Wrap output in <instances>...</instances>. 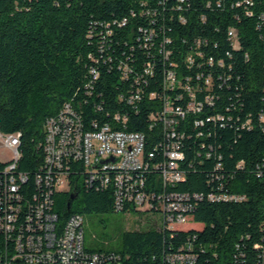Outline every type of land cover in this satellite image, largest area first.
Returning <instances> with one entry per match:
<instances>
[{
  "label": "trees",
  "instance_id": "obj_1",
  "mask_svg": "<svg viewBox=\"0 0 264 264\" xmlns=\"http://www.w3.org/2000/svg\"><path fill=\"white\" fill-rule=\"evenodd\" d=\"M67 106L87 130L145 135L156 155L146 191L192 196L187 221L168 227L135 202L119 208L113 181H92L71 161L69 188L51 195L59 227L74 215L115 212L160 221L126 232L115 248L88 243L85 229L88 256L99 254L98 264H171L180 253L194 264H264V0H0V127L20 135L17 172L28 178L20 224L37 205V178L48 175V122ZM166 106L185 113L177 126L185 180L165 190L155 166L164 161ZM8 164L0 161V198ZM12 242L0 232V252Z\"/></svg>",
  "mask_w": 264,
  "mask_h": 264
},
{
  "label": "built area",
  "instance_id": "obj_2",
  "mask_svg": "<svg viewBox=\"0 0 264 264\" xmlns=\"http://www.w3.org/2000/svg\"><path fill=\"white\" fill-rule=\"evenodd\" d=\"M166 77L171 85L178 82L174 71H168ZM210 83L207 80V84ZM191 95L194 97V94ZM65 111L59 118L48 122L45 145L48 175L37 178V185L42 191L35 197L37 205L34 212L30 211L25 216L24 224H20L24 210L22 187L27 184L28 178L17 172L20 135L4 134L0 127V144L14 152V158L4 171V190L0 198V232L5 234L8 243L13 240V247L9 249L7 246L4 252H0V264H76L83 258H88L90 264L99 263V254L90 257L84 250V218L74 215L66 226L59 227L58 216L52 211L53 188L58 191L69 188L66 169L71 161L81 162L92 181L93 178H100L106 185L113 181L117 187L119 208H123L127 200L135 202L142 211L159 213L168 227L185 223L188 219L186 214L193 209L189 194L146 191L149 162L156 155L147 150L144 134L114 130L110 125L87 130L69 106ZM164 111L165 141L161 144L164 161L155 167L160 173L161 187L166 190L168 186L185 180V172L180 169V162L185 158L184 135H180L177 128L185 113L172 106H166ZM197 111H201L200 106H197ZM202 124L199 122V125ZM109 167H117L115 176H106V168ZM43 183L48 189L42 188ZM194 198L199 200L202 196ZM228 199L236 198L231 196ZM168 260L171 264H194L191 254H175Z\"/></svg>",
  "mask_w": 264,
  "mask_h": 264
},
{
  "label": "rangeland",
  "instance_id": "obj_3",
  "mask_svg": "<svg viewBox=\"0 0 264 264\" xmlns=\"http://www.w3.org/2000/svg\"><path fill=\"white\" fill-rule=\"evenodd\" d=\"M13 158L14 152L0 144V161L8 162ZM85 219L87 242L98 248L106 247L107 243L110 244L108 248L118 247L126 232L145 231L160 226L159 220L148 219L139 213L90 214L86 215Z\"/></svg>",
  "mask_w": 264,
  "mask_h": 264
},
{
  "label": "water",
  "instance_id": "obj_4",
  "mask_svg": "<svg viewBox=\"0 0 264 264\" xmlns=\"http://www.w3.org/2000/svg\"><path fill=\"white\" fill-rule=\"evenodd\" d=\"M77 197V195L75 193H72L70 196V200H69V205H68V209H70L71 207V202Z\"/></svg>",
  "mask_w": 264,
  "mask_h": 264
},
{
  "label": "bare ground",
  "instance_id": "obj_5",
  "mask_svg": "<svg viewBox=\"0 0 264 264\" xmlns=\"http://www.w3.org/2000/svg\"><path fill=\"white\" fill-rule=\"evenodd\" d=\"M110 171L117 173V167L106 168V172H110ZM106 176H110V175H106Z\"/></svg>",
  "mask_w": 264,
  "mask_h": 264
}]
</instances>
